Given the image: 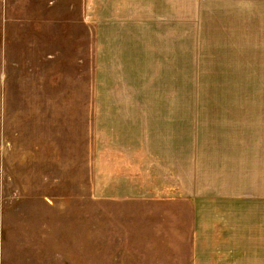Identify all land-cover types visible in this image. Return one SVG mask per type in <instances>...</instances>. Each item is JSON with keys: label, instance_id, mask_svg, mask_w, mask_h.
Listing matches in <instances>:
<instances>
[{"label": "rangeland", "instance_id": "1", "mask_svg": "<svg viewBox=\"0 0 264 264\" xmlns=\"http://www.w3.org/2000/svg\"><path fill=\"white\" fill-rule=\"evenodd\" d=\"M0 264H264V0H0Z\"/></svg>", "mask_w": 264, "mask_h": 264}, {"label": "crops", "instance_id": "2", "mask_svg": "<svg viewBox=\"0 0 264 264\" xmlns=\"http://www.w3.org/2000/svg\"><path fill=\"white\" fill-rule=\"evenodd\" d=\"M233 189H234V188H233ZM233 189H232V190H233ZM236 191H237V190H236Z\"/></svg>", "mask_w": 264, "mask_h": 264}]
</instances>
